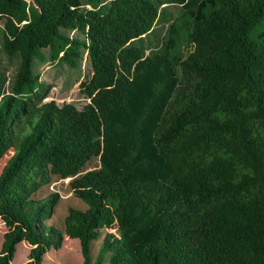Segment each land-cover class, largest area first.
<instances>
[{"label":"trees","instance_id":"obj_1","mask_svg":"<svg viewBox=\"0 0 264 264\" xmlns=\"http://www.w3.org/2000/svg\"><path fill=\"white\" fill-rule=\"evenodd\" d=\"M183 13L194 46L172 59ZM85 54L83 100H46L38 65ZM11 149L0 264L22 241L43 264L66 236L83 264H264V0H0Z\"/></svg>","mask_w":264,"mask_h":264},{"label":"rangeland","instance_id":"obj_2","mask_svg":"<svg viewBox=\"0 0 264 264\" xmlns=\"http://www.w3.org/2000/svg\"><path fill=\"white\" fill-rule=\"evenodd\" d=\"M171 9L178 13L179 8L172 6ZM188 14H177L172 22L164 27L163 32L167 36V49L169 56L184 58L193 50V42L189 39V28L187 26ZM73 34V33H72ZM78 32L74 33V36ZM177 66V71L182 79L181 66ZM9 72L14 71V67H9ZM38 71L41 79L50 87V96L46 100L55 98L58 102L73 101L81 102L83 100L80 94V82L84 77L90 75L91 66L85 54L79 67L71 68L64 62L45 63L38 65ZM13 150H9L2 158H0V172L12 155ZM68 179H65V183ZM55 188H63L61 180L54 183ZM4 220L0 217V235L7 231ZM32 245L28 241H22L18 244L16 255L10 264H23L28 260V254ZM1 249V241H0ZM84 258L81 250L80 242L77 238L66 236L63 244L59 248H52L44 255L43 264H83ZM101 264H109L108 256H105Z\"/></svg>","mask_w":264,"mask_h":264}]
</instances>
